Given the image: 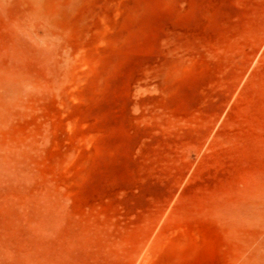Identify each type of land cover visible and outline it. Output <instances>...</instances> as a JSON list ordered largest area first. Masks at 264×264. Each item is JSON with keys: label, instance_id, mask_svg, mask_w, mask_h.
I'll list each match as a JSON object with an SVG mask.
<instances>
[{"label": "rangeland", "instance_id": "rangeland-1", "mask_svg": "<svg viewBox=\"0 0 264 264\" xmlns=\"http://www.w3.org/2000/svg\"><path fill=\"white\" fill-rule=\"evenodd\" d=\"M0 264H264V0H0Z\"/></svg>", "mask_w": 264, "mask_h": 264}]
</instances>
